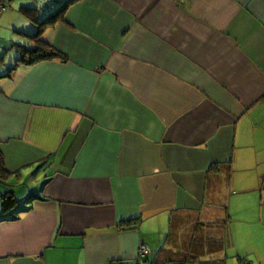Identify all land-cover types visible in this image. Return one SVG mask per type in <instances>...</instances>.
<instances>
[{
	"label": "crops",
	"instance_id": "obj_1",
	"mask_svg": "<svg viewBox=\"0 0 264 264\" xmlns=\"http://www.w3.org/2000/svg\"><path fill=\"white\" fill-rule=\"evenodd\" d=\"M2 1L0 264H150L178 211L264 264V0Z\"/></svg>",
	"mask_w": 264,
	"mask_h": 264
},
{
	"label": "trees",
	"instance_id": "obj_2",
	"mask_svg": "<svg viewBox=\"0 0 264 264\" xmlns=\"http://www.w3.org/2000/svg\"><path fill=\"white\" fill-rule=\"evenodd\" d=\"M24 55H31L32 58L26 61L33 63L38 59L56 57L61 54L51 45L38 39V44L35 47L27 48L24 51ZM2 165L3 161L0 151V173L5 170ZM15 202L16 200L12 195H6L3 199L4 209L10 210ZM183 213L186 216L188 215L185 223L184 216L181 215ZM191 215L193 216L190 211H178L176 213V220L178 217H183L182 221L179 223L172 218L166 244L162 246L155 256L152 255V251L150 250V254L147 256V262L150 264H197L202 261V257L205 259L207 256L209 257L221 250V248L227 246L226 233L225 235L219 233L221 224L218 222L220 221L215 218H193ZM245 264L251 263L248 261Z\"/></svg>",
	"mask_w": 264,
	"mask_h": 264
},
{
	"label": "built area",
	"instance_id": "obj_3",
	"mask_svg": "<svg viewBox=\"0 0 264 264\" xmlns=\"http://www.w3.org/2000/svg\"><path fill=\"white\" fill-rule=\"evenodd\" d=\"M8 5L6 2L0 0V12H3L5 10H7ZM150 254V248L146 245H142L140 247V255L142 256H148Z\"/></svg>",
	"mask_w": 264,
	"mask_h": 264
}]
</instances>
